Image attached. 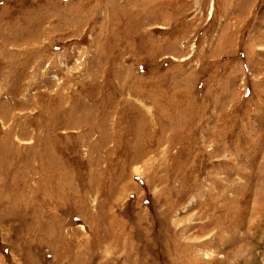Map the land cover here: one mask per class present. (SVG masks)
<instances>
[{
    "label": "rangeland",
    "instance_id": "obj_1",
    "mask_svg": "<svg viewBox=\"0 0 264 264\" xmlns=\"http://www.w3.org/2000/svg\"><path fill=\"white\" fill-rule=\"evenodd\" d=\"M0 264H264V0H0Z\"/></svg>",
    "mask_w": 264,
    "mask_h": 264
}]
</instances>
